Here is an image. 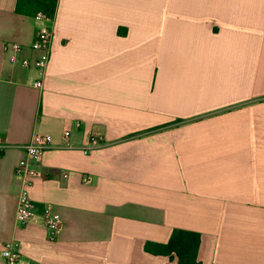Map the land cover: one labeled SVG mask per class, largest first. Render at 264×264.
I'll use <instances>...</instances> for the list:
<instances>
[{
    "label": "crops",
    "instance_id": "crops-1",
    "mask_svg": "<svg viewBox=\"0 0 264 264\" xmlns=\"http://www.w3.org/2000/svg\"><path fill=\"white\" fill-rule=\"evenodd\" d=\"M16 9L0 0V264L12 240L20 264H178L145 249L175 230L200 234V264H264V0H58L42 90L3 53L39 57L42 23ZM35 134L53 145L19 227L15 167Z\"/></svg>",
    "mask_w": 264,
    "mask_h": 264
},
{
    "label": "built area",
    "instance_id": "built-area-1",
    "mask_svg": "<svg viewBox=\"0 0 264 264\" xmlns=\"http://www.w3.org/2000/svg\"><path fill=\"white\" fill-rule=\"evenodd\" d=\"M42 23L35 35V40L31 46L34 52L39 53V57L32 62L27 58L21 59L23 46L19 43H4L3 53L9 56L12 64H20L25 68L34 66L39 74L34 87L42 90L44 88V77L52 58L53 41L55 37V19L49 18L40 12L35 18ZM81 125L78 123L77 127ZM71 132H65V140L70 137ZM103 137L92 136L89 144L83 149L85 155L91 154L103 144ZM53 138L47 134H35L32 140L20 146L24 157L15 167V176L19 179L21 187L19 192V205L16 214V224L19 227H27L37 217L38 205L31 199L30 192L36 179L42 177L41 165L46 152L52 147ZM5 139L0 132V149L6 148ZM66 177V176H65ZM89 177L84 179V183H90ZM44 226L51 241L57 240L62 230L61 215L55 210L53 205H45L42 211ZM2 256L6 264H20L22 255L20 245L17 240L7 242L2 250Z\"/></svg>",
    "mask_w": 264,
    "mask_h": 264
},
{
    "label": "trees",
    "instance_id": "trees-1",
    "mask_svg": "<svg viewBox=\"0 0 264 264\" xmlns=\"http://www.w3.org/2000/svg\"><path fill=\"white\" fill-rule=\"evenodd\" d=\"M58 0H17V13L23 16L35 17L42 12L55 19ZM201 236L199 233L185 230H175L167 244L149 242L146 251L153 255L173 256L178 258V264H200L198 260Z\"/></svg>",
    "mask_w": 264,
    "mask_h": 264
},
{
    "label": "rangeland",
    "instance_id": "rangeland-1",
    "mask_svg": "<svg viewBox=\"0 0 264 264\" xmlns=\"http://www.w3.org/2000/svg\"><path fill=\"white\" fill-rule=\"evenodd\" d=\"M34 18H36V16Z\"/></svg>",
    "mask_w": 264,
    "mask_h": 264
}]
</instances>
